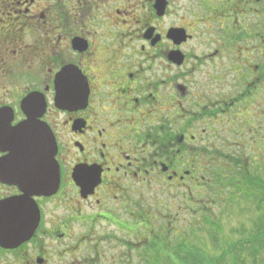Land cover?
<instances>
[{
    "label": "flooded vegetation",
    "instance_id": "af4514ba",
    "mask_svg": "<svg viewBox=\"0 0 264 264\" xmlns=\"http://www.w3.org/2000/svg\"><path fill=\"white\" fill-rule=\"evenodd\" d=\"M43 127L51 195L5 150ZM241 170L264 176V0H0V264H186L181 213L218 226Z\"/></svg>",
    "mask_w": 264,
    "mask_h": 264
},
{
    "label": "rangeland",
    "instance_id": "374dc122",
    "mask_svg": "<svg viewBox=\"0 0 264 264\" xmlns=\"http://www.w3.org/2000/svg\"><path fill=\"white\" fill-rule=\"evenodd\" d=\"M224 153L226 155H229V153L227 152H220L219 154ZM245 156L253 157V154L251 152H246ZM219 159V170H222V166H225L227 161L223 162L224 160H221L220 157ZM257 170V174H259V176L262 178L261 180H263L264 183L263 173ZM184 190L185 189H183V191ZM224 192L226 193V191ZM223 197L226 196L223 195ZM209 198L215 200L216 202L215 205H212V209H214V213L218 214L215 219L219 222L217 223L218 226L211 224L203 227V229H201L202 231L200 232L199 226L195 227L196 223L192 224L194 219V217H192L193 215L188 216L186 211L181 213V215H183L186 219V223L184 225H186L187 227L185 229L189 228L187 229L188 232H186L187 247L185 248V251L182 252V255L186 256V264H208V262L205 261L206 255L216 257L222 256L225 250L230 251L229 248L232 245H237L241 240H249L252 230H256V225L258 224L257 219L264 216V203L260 207L256 200L241 201L240 199V201H238L236 199L233 200L232 198L230 204L228 205L227 203L225 204L226 201L224 199H219L217 194L213 193ZM174 199L175 195L173 194L171 202H173ZM214 216L211 215L212 218ZM259 226H262V224L260 223ZM190 232H192L191 235ZM216 237L218 238L219 243L216 240ZM247 243L248 242H246V244ZM252 245L236 246L233 250L235 261L232 260L231 256L228 255L225 258V262L222 261V263L264 264V238L259 242H254V244ZM252 250H254V252ZM253 256H255L256 258ZM154 264L164 263L155 262Z\"/></svg>",
    "mask_w": 264,
    "mask_h": 264
},
{
    "label": "water",
    "instance_id": "95a60500",
    "mask_svg": "<svg viewBox=\"0 0 264 264\" xmlns=\"http://www.w3.org/2000/svg\"><path fill=\"white\" fill-rule=\"evenodd\" d=\"M5 143V150L18 158L20 156L21 164L26 165V179L20 182L17 178L14 184L20 185L28 193L38 195H51L57 192L59 174L55 161L56 143L46 127H43L38 134L10 136ZM14 160L17 162L18 159L10 158L8 161ZM2 240L13 247L18 246L24 239L21 234L10 239L2 238Z\"/></svg>",
    "mask_w": 264,
    "mask_h": 264
},
{
    "label": "trees",
    "instance_id": "16d2710c",
    "mask_svg": "<svg viewBox=\"0 0 264 264\" xmlns=\"http://www.w3.org/2000/svg\"><path fill=\"white\" fill-rule=\"evenodd\" d=\"M243 164L236 166V169H242ZM258 172L251 174L249 176L245 175L242 170L234 176L232 183H227L224 186V191L230 193L229 197L233 200L240 201H255L258 202V205L261 207L264 203V183L262 178L257 174ZM223 184H221L222 186ZM236 201V202H238ZM262 219V220H261ZM258 220L256 225V230H252L249 240H241L240 242H248L245 245H252L254 242H259L264 238V216ZM262 226H259V224ZM263 227V228H262ZM253 246V245H252ZM252 248V247H251ZM255 250V249H254ZM254 250H252L254 252ZM251 251V252H252ZM256 253V251H255ZM255 257V256H253ZM256 258V257H255Z\"/></svg>",
    "mask_w": 264,
    "mask_h": 264
}]
</instances>
